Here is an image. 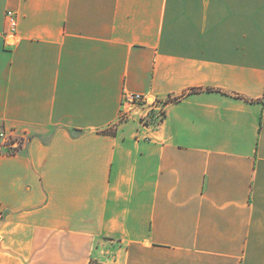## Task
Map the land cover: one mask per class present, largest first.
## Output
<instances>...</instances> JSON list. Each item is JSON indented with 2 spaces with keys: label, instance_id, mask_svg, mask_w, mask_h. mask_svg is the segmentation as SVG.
<instances>
[{
  "label": "crops",
  "instance_id": "crops-1",
  "mask_svg": "<svg viewBox=\"0 0 264 264\" xmlns=\"http://www.w3.org/2000/svg\"><path fill=\"white\" fill-rule=\"evenodd\" d=\"M1 126L0 264H264V0H0Z\"/></svg>",
  "mask_w": 264,
  "mask_h": 264
},
{
  "label": "built area",
  "instance_id": "built-area-1",
  "mask_svg": "<svg viewBox=\"0 0 264 264\" xmlns=\"http://www.w3.org/2000/svg\"><path fill=\"white\" fill-rule=\"evenodd\" d=\"M5 17L8 23V31L6 32L7 43L10 44L11 39L16 38L17 15L12 10L5 12ZM168 100L161 101L152 97H148L138 93H123L121 106L119 111L120 121L129 119L133 115V108L137 106L146 107V119L149 118L151 112H154L158 118L163 117V106ZM28 136L21 131L15 129L6 130L0 127V153L1 154H16L24 147Z\"/></svg>",
  "mask_w": 264,
  "mask_h": 264
},
{
  "label": "trees",
  "instance_id": "trees-1",
  "mask_svg": "<svg viewBox=\"0 0 264 264\" xmlns=\"http://www.w3.org/2000/svg\"><path fill=\"white\" fill-rule=\"evenodd\" d=\"M88 264H101V263H99V262H97V261L91 259V260L88 262Z\"/></svg>",
  "mask_w": 264,
  "mask_h": 264
},
{
  "label": "rangeland",
  "instance_id": "rangeland-1",
  "mask_svg": "<svg viewBox=\"0 0 264 264\" xmlns=\"http://www.w3.org/2000/svg\"><path fill=\"white\" fill-rule=\"evenodd\" d=\"M154 115H155V113L154 112H151L150 118H152ZM148 121H149V119H145V122H148Z\"/></svg>",
  "mask_w": 264,
  "mask_h": 264
}]
</instances>
